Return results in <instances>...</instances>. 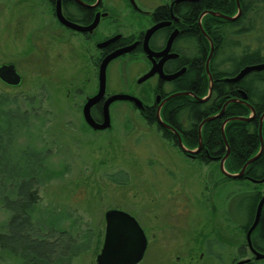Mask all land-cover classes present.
I'll return each mask as SVG.
<instances>
[{
    "label": "rangeland",
    "instance_id": "obj_1",
    "mask_svg": "<svg viewBox=\"0 0 264 264\" xmlns=\"http://www.w3.org/2000/svg\"><path fill=\"white\" fill-rule=\"evenodd\" d=\"M17 16L10 0H0V64L12 63L21 74L16 87L0 82V94L14 99L1 103L18 114L9 134H2L9 139L4 155L10 163H32L37 168L39 200L34 217L41 218L43 230L58 226L68 230L85 247L71 257L70 264H94L99 251H94L95 239L100 244L103 236V214L119 209L137 221L146 237L145 252L138 264H210L205 261L208 257L200 256L199 237L204 229L226 227L227 216L221 213L211 217L195 205L197 198L187 197L196 194L198 179L184 170L180 151L161 140L136 110L119 102L108 108L109 130L91 132L85 128L80 104L88 90L73 98L65 94L68 83L84 70L77 71L79 62L66 56L67 46L61 45V54L57 55L51 41L45 47L51 52L48 71L41 75V42L46 36L37 29L36 16L24 26ZM231 28L234 37L227 42L237 40L239 46L223 56L237 53L242 46L253 48L262 35L251 33L237 38L238 29ZM116 67V62L108 67L110 91L121 84ZM128 74L129 79L134 76L133 72ZM32 153H37L34 163ZM164 154L167 157L161 158ZM9 182L0 172V228L8 217L1 198L13 196ZM258 186L264 190V182ZM224 193L222 190V196ZM231 203L228 208L234 206ZM0 264L21 263L0 251Z\"/></svg>",
    "mask_w": 264,
    "mask_h": 264
},
{
    "label": "flooded vegetation",
    "instance_id": "obj_2",
    "mask_svg": "<svg viewBox=\"0 0 264 264\" xmlns=\"http://www.w3.org/2000/svg\"><path fill=\"white\" fill-rule=\"evenodd\" d=\"M209 1L210 0H10L11 6L18 12L17 17L20 19L19 23L24 26L31 17L36 16L39 20L37 29H41V35L44 34L46 36V39L41 42V75L46 74L48 71V54L51 55V52L50 50L49 52L45 50V47L47 42L51 44V41H53L54 44H52L57 47V55L61 54V45L67 46L65 47L66 56L72 59L74 58L79 62L76 68L77 71L81 68L84 70L81 76L68 83L65 94L66 97L71 94L73 98L88 90L81 100L80 115L84 127L91 132L107 131L110 129L111 123H109L107 128L93 129L83 120L82 106L88 98L94 96L99 90L100 82L98 73L102 60L113 52H120L115 55V57L108 60L105 65L102 95L89 107V115L93 122L96 124L101 123L102 106L110 95L126 94L137 98L141 102V109L135 107L132 100L125 99L110 102L108 108L110 104L119 102L136 110L145 121L144 123L152 126L154 130H156L161 140L180 151V155L185 160L184 170L191 172L193 176L197 177V192L193 196L187 197L190 199L197 198L198 201L195 202V205L203 209L204 212L206 210V214L211 217L215 218L216 215L221 213L227 216L226 221L228 225L226 227L208 229L206 232L204 229L201 233L199 237L200 241L197 244L200 256L204 254L205 257H208L205 261L210 262V264H235L239 261H242L240 264H264V256L256 257L257 255H264V202L261 205L253 229L248 233V228L254 221L256 204L264 193V190L260 189L258 186L264 182V177L254 178L248 174L249 172L259 171V168H257L258 166L255 164L257 159L262 155V152H264L263 136L260 131L261 140H259L258 124L256 136L257 144L256 148L253 150L251 149V133L244 135L242 145L239 147L235 145L231 148L225 137L224 142L220 130L221 123L224 119L233 116L224 117L220 120V138H216L215 136L213 138L215 134H212V140L207 142L200 135L199 146L196 128V144L194 147L190 148L182 143L185 133L177 131L172 126L173 108L168 105L169 100L173 97L164 100L171 94L183 92H189L190 94L180 95L190 96L192 100L197 101H199L198 98L206 96L209 80L205 70V61L210 50L211 54L208 59L207 70L210 76L211 90L209 95H207L203 101L199 102H204L210 98L214 81L223 80V82L228 83H236L239 81L230 82L225 80V78H231L235 74L232 76L213 77L211 73V67H213L211 60L215 54L216 46L201 23V19L206 15L214 16L206 11L217 12L207 7ZM57 9L63 19L74 24L78 29L69 28L62 24L57 19ZM214 26L215 30H217L220 24ZM230 36V38L234 37L233 34ZM201 39L205 40L207 43L206 48L200 43ZM223 51L233 52L231 48ZM198 56L204 57L202 69L207 78L206 92L202 96H197L194 92L186 89L191 72L195 73L197 70H201V67H199L197 63ZM218 58L219 57L216 55L214 60L216 61ZM112 62L117 63L116 69L117 73L121 75L119 77L121 84L116 90L110 91L107 86V77L108 67ZM217 68L221 70V66L218 65ZM149 71L151 73L146 79L138 81L139 78ZM16 72L18 73L17 70ZM129 72L134 73V76L130 79L128 78ZM18 74L21 82V74ZM3 84L9 87H16L20 83L16 86ZM194 84H196L195 79ZM230 99L234 101L226 102ZM231 102L242 105H245L244 103L249 104L247 92L237 88L236 92L228 96L215 113L208 116L216 115L224 103L226 106V104ZM156 113L165 125L172 127L178 132L183 147L192 152H187L177 145L175 136L169 128L159 123ZM148 114L151 119L150 123L143 117V115L146 116ZM150 114H152L153 118ZM222 114L223 112L219 116L205 120L201 124L200 129L205 122L218 119ZM260 114L257 116V123ZM250 116L251 118L248 121L254 122V118L256 117L255 112L251 115L249 110L245 117ZM204 118L199 120L197 127ZM228 121L235 120H227L224 122L223 127ZM166 131L171 133L173 137L169 138L166 136ZM259 148V155L254 160L247 163L241 176L231 178L223 174L222 168L228 173L238 172L247 159L259 151ZM166 157V154H164L161 158ZM239 159L242 160V164L238 170L231 171L226 168L229 161L232 167ZM242 182H244L245 185H243ZM226 187L230 189H226ZM245 188L246 190H244ZM222 190L225 192L224 196H222ZM254 193H258V196L253 211L251 214L245 213V206L251 204V197H253ZM246 195H250L249 198L245 199L246 202L240 201V203H238L237 197L241 198ZM230 202H232L231 204H234V206L228 208L227 204H230ZM223 205H225V209ZM237 214L241 216V218L243 216L244 220L241 221V218H238ZM239 220L241 221L240 223H238Z\"/></svg>",
    "mask_w": 264,
    "mask_h": 264
},
{
    "label": "trees",
    "instance_id": "obj_3",
    "mask_svg": "<svg viewBox=\"0 0 264 264\" xmlns=\"http://www.w3.org/2000/svg\"><path fill=\"white\" fill-rule=\"evenodd\" d=\"M238 2L241 12L237 19L232 22L209 15L201 19L204 30L212 38L216 46L215 54L211 60L213 77L232 76L243 66L264 61V0H238ZM207 5L209 9L227 16L233 15L236 11L234 0H210ZM216 24H220L217 30L214 28ZM232 26L238 29L237 38L247 35L251 36V33H260L262 35L253 48L242 46L237 53L234 52L233 55L223 56L225 53L223 50H229L232 47L238 48L239 46L237 40L230 39L227 42V39L230 38L229 36L233 34ZM200 43L206 48L207 43L205 40L201 39ZM216 55L219 58L215 61ZM203 60L204 57L198 56L197 63L201 70H197L195 73L191 72L186 88L197 96L204 95L207 88V78L202 69ZM218 65L221 66V70L217 68ZM194 79L196 84H194ZM237 88L247 92L249 104L253 107L256 117L254 122L228 121L223 127V135L232 148L235 145L241 146L244 135L251 133V149L256 148L257 116L264 111V70L249 72L236 83L223 82V80L214 81L211 96L204 102L192 100L190 96L185 95L170 99L168 106L173 108L172 126L177 131L185 133L182 139V143L185 146L190 148L195 146L196 128L199 120L215 113L224 100L236 92ZM13 100V98H7L0 94V151L2 152V154L0 153V172L8 177L9 185L12 188L11 194H13L11 197L5 195L1 198V204L8 212V217L0 228V251L16 257L21 264H70L71 257L84 251L85 247L77 243L75 237L60 226L55 229L52 227L43 230L41 218L37 219L34 217L35 206L39 200L36 188V185L40 183L37 168L32 163H29L31 165L24 164L19 166L16 161L10 163L5 158L4 144L9 139H4L2 134H9L13 125V118L18 116V114L13 113V108H5L1 101L10 102ZM248 112L249 110L245 105L235 102L226 104L223 114L218 119L207 121L202 125L200 129L201 137L207 142L212 140V134H215L213 138L214 136L220 138L219 124L222 118L229 116L245 117ZM150 116L153 118L152 114ZM143 117L149 123L151 122L149 114L143 115ZM3 125L5 126L4 128ZM260 131L264 143V117ZM165 133L169 138L173 137L168 131ZM34 154L32 155L33 163L35 161ZM241 164L242 160L239 159L231 167L229 161L226 168L235 171L239 169ZM255 165L258 166L259 171L249 172L248 174L254 178L264 177V152L257 159ZM257 196L258 193H254L253 197H251L250 208L247 204L245 213L251 214ZM249 197L250 195L241 197L240 201H245ZM48 224L52 225V222L48 221ZM100 246L101 243L99 244V240L96 237L94 251L97 252Z\"/></svg>",
    "mask_w": 264,
    "mask_h": 264
},
{
    "label": "water",
    "instance_id": "obj_4",
    "mask_svg": "<svg viewBox=\"0 0 264 264\" xmlns=\"http://www.w3.org/2000/svg\"><path fill=\"white\" fill-rule=\"evenodd\" d=\"M234 1H235V6H236V13L232 16H227V15H223L221 13L212 12V11H206V12L211 14V15L222 18L224 20L233 21L240 14L239 2H238V0H234ZM56 13H57V19L62 24H64L65 26H67L69 28H77L78 29V27H76L74 24L69 23L68 21L63 19V17L60 15L58 9H57ZM210 46H211V44H210ZM121 52H123V51H121ZM118 53H120V52L119 51L113 52V53L109 54V56L105 57L102 60L100 67H99V73H98L99 82H100L99 90L94 96L88 98L86 100V102L84 103V105L82 106L83 120L85 121L86 124H88L93 129H104V128H107L109 126L110 122H109L108 105L110 102H112L114 100H123V99L132 100L134 102L135 107H137L139 109L142 108L141 102L137 98L131 97V96L126 95V94H112L103 103L102 121L100 124L94 123L93 120L91 119L90 115H89L90 105H92L102 95L105 65H106L108 60H110L112 57H115V55H117ZM210 54H211V50H210V52L206 58V61H205V70H206L208 80H209L208 90H207L206 96L209 95L210 90H211V81H210V76H209V73L207 70V63H208V59L210 57ZM260 70H264V61L256 63V64L243 66L233 77L225 78V80L230 81V82H236V81L240 80L247 73L252 72V71H260ZM150 73H151L150 71L147 72L141 78H139L138 81L146 79L150 75ZM0 81L7 84V85H11V86H16L20 83V76L16 72L13 64H11V63L0 64ZM180 94H190V93L189 92L174 93V94H171L170 96L166 97L164 100H168L171 97H175V96L180 95ZM205 97L198 98V100L203 101L205 99ZM228 101H234V100L230 99V100H227L226 102H228ZM225 103L222 105L221 109L219 110V112L216 115L208 116V117L204 118L199 123V125L197 127L198 146L200 144L199 129H200L201 124L205 120H209V119H212L216 116H219L223 112V108L225 106ZM244 104L249 108L251 115H253V113H254L253 108L247 103H244ZM156 116H157V120L159 121V123L161 125L165 126L166 128H169L171 130V132L175 136L177 145L181 149L186 150L187 152H192V151L187 150L183 147V145L181 144L178 132L175 129H173L172 127L165 125L159 119L157 113H156ZM263 116H264V111L260 114L259 119H258L259 140H261V138H260V125H261V121H262ZM250 118H251V116L250 117L233 116V117H229V118L224 119L223 122L221 123V127H220L221 136H222L224 142H225V139H224L223 130H222L224 122H226L227 120L248 121ZM260 148H261V145H260ZM260 148H259L258 152H256L252 157L247 159V161L240 167L238 172L228 173L225 170H223V168H222L221 170H222L223 174L228 176V177H231V178L241 176V174L243 173L244 167L247 165V163L251 162L252 160H254L259 155ZM263 202H264V193L261 195V197L259 198V200L256 204L255 212H254V214H255L254 221L249 226L248 233L251 229H253V227L255 225L256 218L260 212V208H261V205ZM103 219H104V230H103L102 242H101V246L99 248V251L97 252V254L94 257V263L95 264H138L141 261L143 254H144V251H145V248H146V238H145V235L143 233V230L140 228L137 221L131 215H129L128 213H126L122 210H119V209H108V210H106L103 214ZM262 256H264V255H257L256 257H262ZM240 263H242V261H239L235 264H240Z\"/></svg>",
    "mask_w": 264,
    "mask_h": 264
}]
</instances>
